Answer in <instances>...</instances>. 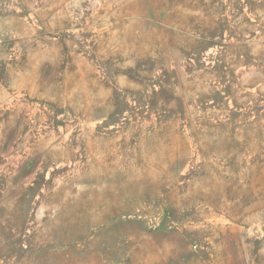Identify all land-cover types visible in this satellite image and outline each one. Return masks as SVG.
<instances>
[{
	"label": "rangeland",
	"instance_id": "1",
	"mask_svg": "<svg viewBox=\"0 0 264 264\" xmlns=\"http://www.w3.org/2000/svg\"><path fill=\"white\" fill-rule=\"evenodd\" d=\"M0 264H264V0H0Z\"/></svg>",
	"mask_w": 264,
	"mask_h": 264
}]
</instances>
